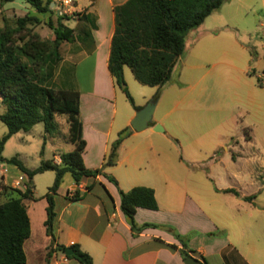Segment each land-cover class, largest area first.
Listing matches in <instances>:
<instances>
[{
  "label": "crops",
  "instance_id": "1",
  "mask_svg": "<svg viewBox=\"0 0 264 264\" xmlns=\"http://www.w3.org/2000/svg\"><path fill=\"white\" fill-rule=\"evenodd\" d=\"M128 1L77 0L75 10L80 17L72 18L73 23L67 25L74 30V38L72 42L63 43L68 46V53L58 65L60 71L56 81L59 80V87H55L54 78L51 84L55 89L80 93V117L86 142L83 162L88 170H102V175L85 178L79 185L70 174L64 177L54 197L53 235L56 245L51 256L52 239L45 226L47 200L43 198L40 203L24 201L31 222V236L24 245L27 264H79L57 251L58 245L66 248L78 245L92 258L93 264H185L181 250L189 252L190 257L202 264H264V198L261 194L264 184L259 180L260 175L250 176L248 180L236 177L219 180L213 177L212 165L206 164L209 170L207 179H192L188 177L192 164L187 161L184 177L180 178L177 172L176 177L157 186L154 176L158 173L154 175L147 170L150 154L159 153L161 140L180 143L176 134L179 122L172 119L184 104L178 97L183 91L179 85L161 89L155 113L162 106L165 95L172 98L163 106L165 109L160 120L154 122L153 119V126L142 133L132 131L118 150L116 165L105 167L119 134L130 128L137 113L133 109L118 116V86L109 71L116 31L115 9ZM15 3L4 8L0 6V15ZM128 69L125 67L124 77ZM155 89L158 92V88ZM156 125H162L164 132H156ZM247 137L243 142L249 144L252 138L249 134ZM230 143L241 145L234 138ZM51 154V159L44 157L42 161L60 164V156L64 154L62 149L54 148ZM18 159L28 168L22 158ZM235 159L232 157L233 161ZM7 166L0 164V171L4 173L0 186L15 188L16 181L25 174L11 165L15 170L12 173ZM45 174H53L55 181L54 172L42 175ZM107 176L113 177L118 186ZM37 178L38 175L33 179L35 188ZM25 179L28 182L26 175ZM137 187L155 191L158 210L138 209L136 223L138 226L153 224L157 228L146 229L134 236L121 209L120 191L129 192ZM20 189L24 191L26 186L22 185ZM75 191L81 195L78 201L73 200ZM251 197L255 199L246 200ZM173 231L185 238L186 249ZM169 246H176L177 250Z\"/></svg>",
  "mask_w": 264,
  "mask_h": 264
},
{
  "label": "rangeland",
  "instance_id": "2",
  "mask_svg": "<svg viewBox=\"0 0 264 264\" xmlns=\"http://www.w3.org/2000/svg\"><path fill=\"white\" fill-rule=\"evenodd\" d=\"M54 1L50 12L42 16L26 2L16 0L0 15V27L14 32V39L20 45L39 46L41 42L49 45L55 38L49 24L57 27L58 18L64 15L70 20H64L63 24L71 25V19L78 15L75 10L77 0H73L71 7L63 5L62 0ZM24 18L28 19L26 27L18 28L17 20ZM42 47V51L49 50ZM67 47L63 45L59 51L60 61L52 63L54 65L50 68L55 87H59V80L56 81L60 71L58 65L68 53ZM51 83L52 80L49 86H53ZM172 84L183 90L178 97L184 104L172 118L179 122L176 134L180 143L161 140L159 153L150 154L147 170L154 175L158 173L154 176V183L162 186L176 177L177 172L180 178L184 177L185 165L188 166L187 161H190L191 174L188 177L192 179H207L208 166L212 165L211 172L216 179L226 181L236 177L248 180L257 174L264 184V0H229L204 25L190 32L185 55L165 89ZM125 89L133 103L127 98ZM156 93L155 88L137 82L129 68L125 85L118 86V116L143 108ZM171 98L169 95L163 97L154 122L160 120L165 109L163 106ZM5 111L0 103V113ZM55 125L50 134H46L44 125L39 124L32 131L13 136L5 146L3 157L7 160L22 158L32 170L41 166L44 157L51 159L54 148L62 149L63 153L72 152L75 147L68 139L67 118L57 116ZM7 133V126L0 121V140ZM248 134L252 141L246 144ZM232 138L241 145L230 143ZM228 139L230 142L226 143ZM232 157H236L235 161ZM7 167L14 173L11 165ZM53 183V174H39L33 201L40 203ZM1 187L0 204H3L8 200L9 192L3 193ZM158 192L161 193L159 188ZM261 194L264 198L263 191Z\"/></svg>",
  "mask_w": 264,
  "mask_h": 264
},
{
  "label": "trees",
  "instance_id": "3",
  "mask_svg": "<svg viewBox=\"0 0 264 264\" xmlns=\"http://www.w3.org/2000/svg\"><path fill=\"white\" fill-rule=\"evenodd\" d=\"M14 1L16 0H0V6L4 8ZM21 1L29 4L42 16L50 12L55 2L54 0ZM228 1L130 0L116 8V31L112 39L109 71L117 86L125 85L124 69L128 67L141 85L158 88L153 99L158 101L161 89L172 80L177 64L185 55L188 34L200 28L208 17L219 11ZM76 17H80V14ZM64 20L70 18L62 15L58 18L57 27L49 24L55 35L49 45L43 42L39 46H31L28 43L20 45L14 39V32L0 27V103L6 110L0 115V121L8 128L7 135L0 140V164L15 166L28 177L24 191L20 188H2L3 193L9 192V195L8 200L0 204V264H27L24 245L31 236V222L24 201L35 199L33 184L35 176L46 172L56 174L53 186L48 189L44 197L48 203L45 226L48 236L52 239V251L49 254L51 256L56 245L53 235L56 216L54 197L64 177L70 174L76 185H79L85 178H97L102 175V170H88L83 162L86 142L83 138V123L80 117V93L49 86L53 79V71L50 69L54 65L52 63L60 61L59 51L63 43L72 42L74 38V30L65 26ZM27 23V18L17 20L18 28L24 29ZM42 46L48 47L49 50L42 51L40 49ZM46 67L49 69L47 70ZM125 93L133 103L127 89ZM135 110L138 112L141 108ZM57 116L67 118L68 138L75 147L72 152L60 156V164L54 161H42L39 168L29 170L18 157L10 160L3 157L5 146L13 136L20 132H29L39 124H43L45 133L50 134L51 130L55 129ZM131 134V128H126L119 134L105 167L116 165L118 150ZM107 178L118 186L113 177L107 176ZM120 195L122 212L134 236H138L146 229L157 228L153 224L138 226L135 220L137 210L140 208L158 210L153 189L137 187L129 192L120 191ZM80 198L79 191H75L73 200L78 201ZM254 199L255 197H251L246 200ZM173 234L186 249L185 238L178 233ZM69 248L74 251V255L67 257L68 259L75 260L79 264H93L92 258L82 252L78 245ZM169 248L177 250L176 246ZM67 249L64 246H56V250L64 254ZM180 254L184 260L190 257V253L185 250H181Z\"/></svg>",
  "mask_w": 264,
  "mask_h": 264
},
{
  "label": "water",
  "instance_id": "4",
  "mask_svg": "<svg viewBox=\"0 0 264 264\" xmlns=\"http://www.w3.org/2000/svg\"><path fill=\"white\" fill-rule=\"evenodd\" d=\"M54 5V4H52ZM157 101H150L145 107L136 113L135 118L131 122L130 128L136 133H142L153 126L154 113L156 110ZM154 130L159 133H163L164 129L160 125H156ZM67 257L74 255V251L68 248L65 252ZM185 264H202L197 259L193 257H188L185 259Z\"/></svg>",
  "mask_w": 264,
  "mask_h": 264
},
{
  "label": "built area",
  "instance_id": "5",
  "mask_svg": "<svg viewBox=\"0 0 264 264\" xmlns=\"http://www.w3.org/2000/svg\"><path fill=\"white\" fill-rule=\"evenodd\" d=\"M63 5L71 7L73 4V0H62L61 1ZM4 176V173L0 171V179H2ZM25 175H22L19 177V179L15 183L16 188H20L22 185H25L26 183Z\"/></svg>",
  "mask_w": 264,
  "mask_h": 264
}]
</instances>
